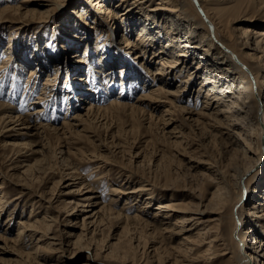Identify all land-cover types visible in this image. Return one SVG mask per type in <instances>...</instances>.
Instances as JSON below:
<instances>
[{
  "label": "rangeland",
  "instance_id": "rangeland-1",
  "mask_svg": "<svg viewBox=\"0 0 264 264\" xmlns=\"http://www.w3.org/2000/svg\"><path fill=\"white\" fill-rule=\"evenodd\" d=\"M158 1L152 0L149 4ZM177 1L180 6H183L185 13L192 18L185 10H188L190 1ZM212 1L206 0L209 4H213ZM228 1L230 0H215L214 3L224 7L235 4L233 1ZM60 2L61 4L65 3V6L59 8L57 12L50 13L46 18L47 12L44 10L50 8L46 6L51 4L50 2L44 0H0V10L7 9L0 13V65L3 66L0 70V102L9 105L15 114L30 116V118L36 115V123L48 125L44 131L39 129L25 132V130H20L19 125L12 127L13 124H0V183L5 182L0 193L6 195L3 199L5 200L4 208L0 212V236L7 238L2 237L0 240V264H18L19 262L23 264L25 262L24 255L35 253V248H39L38 256L36 259H31L33 260L32 264H84L87 263V256L90 257L91 264H125L118 258L104 257V254L109 250L107 247L115 244L118 237L121 240L120 243H124L136 254L137 264L145 261L146 264L163 262L164 264H173L175 258L179 264H225L230 253L221 256V249L225 245L227 249L224 252L237 251L234 246L235 242L231 238V228L234 226V222H237V218L248 223L249 217L246 214V209L240 213L237 205L233 211L234 214L237 213L235 221L228 211L229 209H224V212L220 214L225 226L222 225L221 230L219 231V227L217 231L221 234L219 243L223 242L224 244L214 248L216 249L213 251L215 254H212V250L205 253L204 250L207 246L204 243L202 246L201 244L197 246L196 236L194 237L195 229L187 230L184 234L175 233L177 229L173 231L174 226L172 225L175 222V217H170L171 224L168 225L167 231L162 230L161 232H152L150 227L143 226L140 221L142 219L143 221L144 219L150 220L156 203L164 201V198L170 195L172 190L163 188V183L169 184L173 190L176 189V194L179 193L177 200L190 204L191 208L198 205L203 208L209 195L215 190V183L218 181L215 175L203 167L204 159L214 160L221 166L226 165L227 161L235 162L240 168L244 166L241 156L226 153L219 144V140L208 137L209 127L207 126V130H204L205 127H203L205 123H208L207 119L200 118L196 123L193 119L191 121V114L170 108L168 102L172 100L176 105L199 112L205 100L204 97L202 98L205 94L204 89L202 88L199 96L193 93L191 88L178 93L176 98L161 95L157 98L158 102H152V105L157 106L155 109L148 106L150 101L138 102L137 99L143 94H147L158 82L152 80L155 69L159 67L158 57H153V64H149L150 67H148L144 63V59L136 56L138 53L142 54L140 49L125 47L124 40H120V43L114 46L112 57L109 56L110 59L107 60L105 58L107 65H113L115 70L110 74L103 72L104 69L99 68L96 60L98 54H102L109 48V33H114V39L118 42L125 31L122 32V29L120 31L119 27L113 29L112 22L107 23L103 18L101 19L100 13L94 11L93 6H90L86 0H60ZM41 3L42 6H39ZM80 4L85 5L90 16H93H86L87 23L89 22L93 26L96 20L101 24V34L96 33L94 28L81 25L82 21H79L77 16L71 12ZM242 7L246 8L250 15L255 16L251 18L252 21L241 19V21L234 22L233 19H230L228 22V30L233 31V42L236 45L242 38H240V35L242 36L241 29L246 26H251L255 32L262 33V37H264V0H245ZM211 15L214 18L217 17L216 14ZM179 16L182 18L173 16L177 21L175 24L177 31L179 30L183 35L191 27L193 32L189 38L201 46L197 52H203L202 49L206 47L204 44L210 41L206 29L201 28L198 19L192 18L193 20L187 21L184 13ZM162 19L165 20L164 17ZM190 23L192 24L190 25ZM210 30L211 38H213V42L215 41L214 46L217 47L212 45L209 54L212 59L216 58L215 60L218 62H223L221 68H225V79L230 76L237 78V67L234 62L230 57L223 55L222 47L219 48L220 50L218 49L224 39L221 37V41L219 40L221 43L218 42L212 34V28ZM73 31H76L74 37L70 35ZM85 32L87 33L85 34ZM135 34L134 30L129 38L130 40L135 39L136 42L138 40ZM81 38L84 39L81 40ZM96 42L99 46L94 54ZM10 44L13 45H11V49L7 48ZM86 44H88L90 56L78 64L76 63L77 57L73 55L78 54L81 57ZM263 44L264 42H262V48L258 49L260 51H249L256 52L262 60L261 65L264 66ZM238 49H241L239 52L248 50L243 46H238ZM12 52L15 53L11 54ZM146 57L149 59L150 54ZM230 61L231 63H229ZM92 67L95 68L94 71ZM31 68L36 71L35 75L30 76ZM147 68H149V72ZM248 69L252 72L249 66H247V71ZM250 71L248 72L250 73ZM166 78L172 82L173 85L170 88L173 90L177 85H182L178 76L175 77L171 74ZM75 79L77 80L75 81ZM46 81L50 84H43ZM191 87H198L196 79L193 80ZM113 100H118L125 105L109 107ZM89 104L102 109L92 115L94 118L87 119L84 117V113ZM38 108L41 110L34 113ZM166 108L170 109V113L164 112ZM148 114L151 116L149 117ZM80 115L81 118L78 117ZM71 117L77 118L72 120ZM68 120L74 122L73 130L78 135L68 133L66 130V135L63 137L61 131L56 133L53 130L54 127L60 129L62 122ZM225 135L224 138H226ZM16 142L22 143L24 146L31 143V146L21 148L19 156L13 154V149H11V144ZM236 146L237 144H234V148ZM262 146L261 164H264V144ZM68 149L69 154L67 153ZM64 157H67L66 160ZM231 157L233 158L231 159ZM235 158L236 161H234ZM68 162L71 165L68 166ZM28 167L31 169L26 173ZM69 167H73V171ZM66 173H71L73 176L66 175L69 176L66 178L64 177ZM126 175L129 178L126 179ZM262 176V171H260L259 177L255 180L259 179L260 182ZM146 180L149 183H156L152 191L147 190L137 194H125L126 191L118 195L110 194L111 186L128 190L131 187L146 184ZM262 181L258 184L259 188L264 185ZM70 182L71 186H67ZM91 183L94 185L92 187L95 192H93L94 194L87 193L96 199L90 204L91 206L86 207L81 204L85 203L82 199L86 194L81 196V193H84L88 189L86 186ZM82 185L85 186L84 189H82ZM230 198L234 200L233 202L236 201V196L232 193ZM199 200H202L203 203H199ZM147 201H150L149 206L145 205ZM77 202L81 206H77L72 213L71 207L75 206ZM248 202L249 200L245 204ZM102 206L103 211L99 215L102 217L105 214L106 218L101 219L100 222H92L93 218H86L92 214V208L98 210ZM244 208H247V204ZM31 210L35 215L33 220L39 221L37 225L44 227L50 224V229L46 236L41 237L37 246L33 245L42 235L40 232L35 233V238L32 241L26 238L24 244L15 245L10 240L16 238L18 221H27ZM115 211L124 212L125 215L130 216L131 224H126L124 217L117 219ZM136 214L140 216V220L132 221ZM206 216L205 220L210 219L212 214ZM83 219L85 223H83ZM245 225L242 227L245 228ZM124 226L126 227L124 228ZM209 226H212V223ZM186 227L188 229V226ZM7 228L11 231L5 234ZM168 229L171 230V233ZM40 230L43 232L42 229ZM79 235L84 238H81L83 244L91 238V247L89 250L81 249L79 252L73 253L76 249L73 244ZM168 235H170L169 238ZM250 236L252 237V233ZM184 237H187L189 244L184 241ZM189 238L193 240L191 241ZM60 241L62 242L61 249L64 250L61 254L53 253V250L48 247H53L52 242L59 246ZM143 242H146L147 245L144 248L142 247ZM247 243L251 245L250 237H248ZM160 244L165 248L163 250L159 248L150 257L152 252L149 251ZM95 246L103 248L100 249L99 254L94 256ZM185 247L191 248V251L182 252ZM178 248L181 249L178 250ZM118 250L116 249L114 252L116 253ZM263 253L264 248L260 254ZM59 254L62 255V260L65 262L57 260L56 256ZM254 255L256 256V254ZM203 257H206L207 260L210 258L211 262L205 263ZM258 258L262 262L264 261V258L260 256ZM24 264H29V261Z\"/></svg>",
  "mask_w": 264,
  "mask_h": 264
},
{
  "label": "bare ground",
  "instance_id": "bare-ground-1",
  "mask_svg": "<svg viewBox=\"0 0 264 264\" xmlns=\"http://www.w3.org/2000/svg\"><path fill=\"white\" fill-rule=\"evenodd\" d=\"M44 1L51 3L49 5H46L47 7L50 8L44 10V12H47L46 18L49 17L50 13L57 12L59 8L65 6V3L61 4L60 0H52V1L44 0ZM86 1L90 3V6L91 5L93 6L94 11L100 13L101 19L103 18V20L107 23L109 21L112 22L113 29L116 28L118 29L119 27L120 31L121 29L122 32L125 31L120 36L118 42H116L117 40L115 41L114 39L115 36L114 33H109L108 35L110 37L108 39L110 41L109 48L107 49V51L103 52L102 54L100 55L98 54V59L96 60V63L99 66V68H103L104 69L103 72L109 74L110 72L113 73V71L115 70L114 66L110 64L107 65L105 58L107 60L110 59L109 56L112 57L111 53H113L114 46L117 43L119 44L120 40L121 41L124 40L125 47L128 46V48L134 47L140 49V52H142V54L138 53L136 56L144 59L145 60L144 63H146L148 67H150L149 64L150 65L153 64L152 63L153 57H158L157 62L159 67L155 69L156 71L152 75V80H157L158 82L157 84H154L152 89H150V91L147 94H143L142 96H140L137 99V101L138 102L150 101V103L148 102V106L155 109L157 108V106L152 105V102H158L159 99L157 98L161 97V95L173 96L176 98V96H178L177 95L178 93H182L186 89H187L186 91H188L191 88V91L193 93H196L197 96H199V93H201V90L203 88L204 89L203 92L205 94L204 96H202V98L204 97L205 100L203 102V107L199 112L191 111L187 107L185 108V106L176 105L175 103L172 102V100H170L172 103L168 102L170 103V108L172 107L174 110L178 109L182 113L185 112L186 114L188 113L191 114L190 115L191 121L193 119L194 122L196 123L199 122L200 118L207 119L208 123L203 122L205 123L203 127H205L204 130H207L209 127V130H207V132L210 133V134L207 133L208 137H211L212 139L215 138L217 139V141L219 140V144L222 146V149L226 151V153H231V154L233 153L234 155L237 154L238 156H241L244 160L243 161L244 166L241 168L238 167L233 161H227L226 165H222V166L218 165L216 162H214V160L208 158L202 161L204 164L203 167L206 169V171L211 172V174L215 175L216 179L218 180L217 183H215L216 184L215 190L209 195L208 200L204 199L207 200V202L203 205V208H200L199 205L197 207L194 206L193 208H191L190 204H186L185 202L183 203L177 200L176 198L179 197V193L176 194L175 192L176 189L173 190V188H171L169 184L163 183L162 185L163 188L168 190L171 189L172 191L168 197L164 198V201H160L156 203L154 207L155 211L150 216V220H146V219H144V221L143 219L140 220V216L136 214V217L134 216L132 221H135V219L137 221L140 220L143 226L150 227L149 229H151L152 232H161L162 230L167 231V227H169L168 225L171 224L170 217H175L174 218L175 222L172 224L174 226L173 231L177 229L175 233L184 234V232L187 230L195 229L196 232L194 237L196 236L195 240L197 239L196 240V242H198L197 246H200L199 244H201L202 246V243H204L207 246L204 252L205 253L210 252L211 250L213 252L214 250H216L214 248L223 246L224 244L223 242L219 243V241L221 240V234L219 231L221 230L222 225L223 227L225 226V224L222 223L223 220L220 214L224 212V209L225 210L229 209L228 211H230V214L232 215L235 221V219L237 218L236 215L237 213L235 212L234 214L233 211L235 210V208H237L238 205L240 213L241 211H243V209H246V214L249 217L247 221L248 223H245L246 221L243 222V220L241 219L238 220L237 218V222L235 221L234 226L231 228L232 229L231 238L235 242L234 246L236 247L237 251L224 252L227 249V246L225 247L224 245L223 248L221 249L222 252L220 254H222L221 256H225L230 253V255H228V259L225 262V264H264V261L262 262L258 258L259 256L264 258V253L260 254L264 248V242H263L264 241V185L262 186V188L261 186L260 188L258 186V184L262 180H263L262 182L264 183V164H261V160L263 158L262 145L264 144V132H263L264 66L261 65L262 60L260 59V56H257L256 52L249 51V50L257 51L258 49L262 48V42H264L263 41L264 37H262V33L255 32L254 29L251 28V26H246L243 29H241L242 31L240 30L242 36L240 34L239 35L240 38L241 37L242 38L240 42H238L236 45V43L233 42L234 41V37L232 35L233 31L232 32L229 31L227 25L230 19H233L234 22L241 21V19L243 21L246 20L252 21L251 18L255 15H250L249 12L246 11V8L242 7L245 0H230L228 2L233 1V4L235 2V4L234 5L231 4L232 6L230 7L220 6L217 3H214L215 0L212 1L214 5L212 3L209 4L208 2H206V0H203L204 2H202L201 0H189L190 4L188 5V10L187 9L185 10L188 11L190 16L194 20L198 19L199 22L198 24L201 25V28L206 29L208 38L210 37V41L204 44L206 45V47L202 49L203 52H199V51L197 52V49H199L201 46L197 45V42L192 41L189 38L193 32V30H191V27L188 28V30L185 31L183 35H181L179 30L177 31V27L175 26L177 21H175V17L173 16L176 15L177 17L182 18L179 15L184 13L186 15V18L188 19L187 21L193 20L185 13L183 6H180L177 0H159L157 3L155 2L154 4L153 3L149 4V2H151L152 0H86ZM39 6H42V3L39 4ZM4 10H0V13ZM71 12H73L77 16L79 21H82L81 25L83 26L86 25L87 28L89 27L94 28L96 33L99 32L101 34L100 27L102 26L98 21L95 20L93 26H91L89 22L87 23L85 21L86 16L87 17L90 16V14L88 13L89 10L85 7V5H81V4L78 5V7H75L74 10ZM211 14H216L217 17L214 18ZM162 17H164L165 20H163ZM169 17L170 20H168ZM191 24L192 23H190V25ZM210 28H212V34L218 40V42L221 41V37L224 39L223 40L224 42L223 41L222 43L220 42L221 46H218V49L222 47V49L221 48L220 49L221 52H223V55L230 57L234 62L235 66L237 67V78L230 76L228 79H225L224 76L225 68H221V64H223V62L222 61L218 62V60H215L216 58L212 59L211 55L209 54V49L212 45L214 46V42H215V41L213 42V38H211ZM134 30L136 33L135 37L138 40L136 42L134 41L135 39L130 40L129 38L131 33L133 34ZM75 33L76 31H73L72 33H70V35L74 37ZM86 33L87 32H85V34ZM82 39L84 38H81V40ZM112 42L114 44H111ZM97 43L98 42L94 44V49H95L94 54L98 50L99 45H97ZM253 43L255 44L254 46L252 45ZM12 44H10L9 47L7 48L11 49ZM238 46H243L248 50L239 52L241 49H238ZM214 47L216 48L217 46ZM88 49H89L88 44H86L81 57L78 54L73 55L74 57L75 56L77 57L76 63L80 64L84 61L85 58H87V56H90ZM13 53L15 52H12L11 54ZM149 54H150V58L146 59L147 58L146 56ZM229 63H231V61ZM247 66H249L252 69V72L254 74L249 69L248 71H250V73L247 71ZM1 68H3L2 65H0V70H2ZM33 69L34 68H31V70H29L30 76L35 75L36 73V71H34ZM94 69L95 68H93V71ZM147 71L149 72V68H147ZM171 74L175 77L177 76L180 77V81H182L181 82L182 85L181 86L177 85L174 90L170 88L173 85L172 82L169 81L170 79L166 78L168 76H171ZM195 79L198 81V87L193 88L191 87V84ZM76 80L77 79H75V81ZM43 84L48 85L50 83L46 81ZM39 98H41V96H39ZM123 105L125 104L119 102L118 100H113L110 103L109 107H118ZM101 109H102L101 107H96L94 105L89 104V106L86 107L85 109L84 117L88 119L92 117V115L95 112ZM40 110L41 109L38 108L34 111V113ZM169 110H170L169 108H166L164 112L168 114L170 113ZM0 111H1L0 122H2L0 124L3 123H5L6 125L13 124L12 127H15V125H19L20 130H25V132L26 131L31 132L39 129H42L44 131L48 127V125L46 124L36 123L37 120V117H35L36 115L30 118V116L28 117V116L15 114L12 112V108L9 105H6L1 102H0ZM148 115L149 117L151 116V114ZM78 117L81 118L82 116L80 115ZM76 118L77 117H71L72 120ZM73 124L74 122H70V120H68L67 122L64 121L62 122V126L60 129L54 127L55 129L53 128V130H55L56 133L61 131L63 137L66 135L65 134L66 130L68 133L70 132L75 135H78V133L73 130V126L75 125ZM225 130L227 132H224ZM57 135L59 136V134ZM224 135L226 136V138H224ZM234 144H237L236 148H234ZM11 145H12L11 149H13V154L19 155L21 148L29 147L31 146V143H27V146H24L22 143L19 142L12 143ZM67 153L69 154V149ZM91 156L94 157V155ZM232 158L233 157H231V159ZM234 161H236V158ZM67 164L68 166L71 165L69 162ZM72 168L73 167H69V169ZM30 169L31 167H28L26 173ZM71 171H73V169ZM260 171H262L263 176L259 182V179L256 181L255 178L257 179L259 177ZM66 175L73 176L71 173L70 174L66 173L64 176L66 178H69V176ZM127 178H129V176L126 175V179ZM146 181H147L146 184L141 186L131 187V189L128 190H122L121 188H116L111 186L110 194L118 195L120 193L123 194L125 191H126L125 194L126 193L137 194L139 192L147 191V190L152 191L156 183L155 182L149 183L148 180ZM4 183L5 182L0 183V189L4 188L3 187ZM71 184L72 183L70 182V184L68 183L67 186H71ZM92 185H93L92 183L87 185L86 187H88V189H86L84 193H81V196L82 194L83 195L86 194L84 196V199H82L83 202L85 203H81L80 201V203L83 206L86 207L91 206L90 204L96 199V197H93L91 195L89 196L87 193V192H92V194H94L93 192H95V189L92 187ZM81 187H83L82 189L85 188V186L83 185ZM258 188L259 191H257ZM231 193L232 195L234 194V196H236L235 202H233L235 200V197L234 200L233 199L231 200L232 197L230 198ZM5 196H6L5 193H0V212L1 210H3L5 205L4 203L5 200H3ZM247 200H249V202L251 203L249 202L246 203L247 208H244V206L246 205L245 202ZM200 202L201 204L203 203L202 200L201 201L199 200V203ZM80 203L77 202L75 206L71 207L72 213L75 211V208L77 206H81ZM149 203L150 201H147L145 205L149 206ZM243 204L245 205L243 206ZM91 210H93L92 214H90V216L86 218H93L92 222H100L101 219L106 218L104 216L105 214H103L102 217L99 215L100 212L103 211V206L98 210H94L93 208ZM114 213H116L117 217L116 216L115 217L117 219H119L120 217H124L126 219V224L128 223L131 224L130 223L131 217L128 216L127 214L126 216L124 212L115 211ZM207 214H212V216L210 217V219L205 220L204 217ZM34 216L35 215H33V211L31 210L29 212V217L27 221H21V222L18 221V228H17L18 233L16 235V238L10 240V242H12L15 245H17L18 243L24 244L26 238L32 241V239L35 238V233L40 232L42 235H40L37 238V243L34 244L33 246L38 245V242L41 241V237L47 235L46 233L50 229V224H47L44 227H40L37 225L39 224V221L33 220ZM83 223H85L84 219H83ZM211 223L212 226H209V224ZM244 224H246L245 228L242 227ZM186 226H188V229H186L187 228ZM125 227L126 226H124V228ZM219 227L220 229L219 231H217ZM40 229H42L43 232ZM243 229L246 230L244 231ZM10 231L11 230L9 228L5 229V234H8ZM169 231L171 233V230ZM251 233H252V237L250 236ZM169 236L170 235H168V238ZM2 237L6 238L4 236H0V240H2L1 239ZM248 237L252 239L251 245L247 243ZM81 238H83L82 235H79L74 241L73 245L76 246V249L74 250L73 253H76L77 251L79 252L81 249H88V250L90 249L92 239L90 238V240H88L83 244L81 243ZM190 240L192 241L193 239ZM184 241L189 244V240H187V237L186 238L184 237ZM120 242L121 240L118 237V241L115 244L113 243V245L116 246L112 247L113 245H109L107 247V250L108 248L109 250L107 251V253L104 254V257L118 258L119 260L125 262V264H137L138 258L136 254L130 248L126 247L124 243H120ZM61 243L62 242L60 241V243H58L59 246H57L55 243L52 242L51 244L53 245V247L49 246L48 248L52 249L53 253L55 252L61 254L62 251L64 250L61 249L62 248ZM145 243L146 242H143L142 244L143 248L146 245ZM102 248L103 247L95 246L96 250H94V256L99 254L100 249ZM159 248L163 250V248L165 247H162V244H160V246L152 248V250L149 251L152 252L150 257H152L153 254L156 253V251H158ZM38 249L39 248H35L34 251L35 253H27V255H24L23 257L24 261L25 262L29 261V264H32L33 260L31 259L37 258ZM116 249L119 250L118 252L116 251L115 253L114 251ZM179 249L181 248H178V250ZM187 251L188 252L191 251V248L185 247L184 250L182 249V252L184 253H186ZM12 253L14 252L12 251ZM253 253L256 254V256ZM60 254L56 256L57 260L59 262H65L62 260L61 257L62 255ZM212 254L215 253L213 252ZM20 258L23 259L21 256ZM86 258H87V263L84 264H91V259H89L90 257L87 256ZM203 259L205 260V263L211 262L209 260L210 258L207 260L206 257H203ZM155 260H157V258H155ZM20 263L21 262H19L18 264ZM139 264H146V261L144 263L140 262ZM160 264H164V262ZM173 264H179L176 258L173 260Z\"/></svg>",
  "mask_w": 264,
  "mask_h": 264
}]
</instances>
